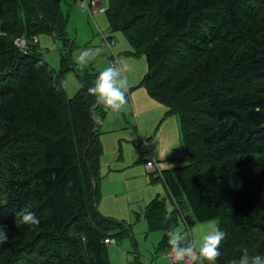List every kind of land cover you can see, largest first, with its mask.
Returning <instances> with one entry per match:
<instances>
[{"label": "trees", "instance_id": "trees-1", "mask_svg": "<svg viewBox=\"0 0 264 264\" xmlns=\"http://www.w3.org/2000/svg\"><path fill=\"white\" fill-rule=\"evenodd\" d=\"M107 1L110 31L147 59L143 86L179 116L187 158L162 169L167 194L178 210L184 197L198 222L218 218L233 232L216 264L233 262L264 235V0H130L158 19L136 36L119 22L127 0ZM66 23L60 0H0V230L9 237L0 264H110L104 241L131 230L98 210L103 105L88 89L99 73L85 76L69 60L55 73L37 44L47 32L69 55ZM67 69L82 82L71 98L57 91ZM164 201H151L145 217L165 232L160 249L179 219L172 211L164 222ZM29 210L39 225L22 222Z\"/></svg>", "mask_w": 264, "mask_h": 264}, {"label": "rangeland", "instance_id": "rangeland-1", "mask_svg": "<svg viewBox=\"0 0 264 264\" xmlns=\"http://www.w3.org/2000/svg\"><path fill=\"white\" fill-rule=\"evenodd\" d=\"M78 1L81 0H60L61 11L68 20L66 23L67 38L73 42L69 55L67 54L68 48L64 47L61 39H54L53 35L47 32H43L37 38L41 56L49 64L48 66L58 73L63 70L65 65L67 66V60L76 66L75 57L84 49H92L93 52L87 59L93 57L94 59L86 67L88 72L99 73L110 65L109 60L112 56H118L119 60L123 62L122 68L130 85L132 81L136 82V85L129 89L127 104L122 111H106L102 106L103 111L100 110V117L95 116L99 131H101L99 141L103 146L100 161L103 180L100 183L101 203L98 210L104 217L113 218L118 222L126 221L131 228L130 233L120 240L111 243L104 241L109 263L175 264L170 263L164 254L171 248L168 242L165 243L164 248L160 249V244L166 240L165 232L151 229L145 219L149 203L157 198L164 199L166 208L177 212L179 219L176 229L183 231L188 239L201 240L203 235L217 229L219 220L217 218L198 222L184 197L180 200L182 201V206H179L181 211L178 210L171 202L166 185L163 183L168 181L167 178H164L161 173L158 177L159 180L152 179L149 171L145 169L143 163L148 157L142 153V146H144L142 139L144 138L152 144L150 146L152 156L155 155L160 160L159 164L155 161L157 167L165 165L170 168L186 163L187 155L178 121L179 116L166 114L164 102L153 99L147 88L143 86L142 80L146 75L147 59L144 55L139 57L128 55L133 47L124 36L125 34L121 31H110L109 21L103 11L104 8H107L108 1L85 0L87 5L85 8L79 6ZM115 4L118 5V0H115ZM126 6L123 14L120 13L119 22L123 28H127L126 32L129 34L131 32L136 36L143 33L136 29H150L158 20L150 10L140 7L130 0L126 1ZM139 16L144 17L143 20H139ZM103 36H109L114 40L112 50L101 44ZM96 49L100 50L98 55L94 52ZM85 72L84 69L82 74L85 75ZM184 75L185 73L182 76ZM64 76V81L67 82L66 94L71 98L79 91L82 82L73 69H67ZM138 122L141 123L142 131L139 129ZM149 129L152 130L153 140L147 138L148 136L145 134ZM142 134L145 135L142 136ZM3 193L0 190V204L4 205L6 196ZM184 215L193 220L189 227L182 218ZM230 229L234 230V227L231 226ZM232 233L227 228L226 238L229 239ZM259 236L257 244L244 249L242 253L252 249L249 254H254L255 250L259 249L261 243L264 242V235ZM0 255H2L1 250ZM0 262H2L1 259ZM233 262L228 264H233ZM196 264H201V261L198 260ZM205 264L208 262L206 261Z\"/></svg>", "mask_w": 264, "mask_h": 264}, {"label": "clouds", "instance_id": "clouds-1", "mask_svg": "<svg viewBox=\"0 0 264 264\" xmlns=\"http://www.w3.org/2000/svg\"><path fill=\"white\" fill-rule=\"evenodd\" d=\"M92 52V49H84L75 57L76 67L80 71H83L94 59V57L87 59ZM94 52L98 55L100 50L96 49ZM42 64L43 61L37 64V67ZM66 87L67 82L61 81L57 86V91ZM130 87L124 69L117 64H110L99 72L88 92L96 97L97 103L103 105L106 111L120 112L127 104ZM171 213L172 210L169 209L164 217L165 223L172 219ZM22 222L36 226L39 225L40 220L34 212L29 210L23 213ZM226 236L227 234L219 228L203 235L199 241L195 238H186L184 232L177 230L174 225L167 232L168 244L171 246L175 264H196L198 260L201 261V264L204 261H207L208 264H216L222 255L221 245ZM8 239L7 231L0 230V245L8 242ZM233 264H264V255L249 254L245 250Z\"/></svg>", "mask_w": 264, "mask_h": 264}, {"label": "built area", "instance_id": "built-area-1", "mask_svg": "<svg viewBox=\"0 0 264 264\" xmlns=\"http://www.w3.org/2000/svg\"><path fill=\"white\" fill-rule=\"evenodd\" d=\"M78 3H79V6H81L82 8H85L87 6L84 0L78 1ZM20 44L24 45V41L21 40ZM102 44L107 46V47H110V49H113V40L109 39V37L103 36ZM109 61H110V64H117L118 65L120 63V60H118V58L116 56H113ZM142 143L144 144V146H142V153L146 154L149 157L144 163L145 169L150 171V172H155V173L159 172L158 167L155 163V158H154V156L151 155V152H150V146L152 144L147 139L142 140ZM105 242L111 243V242H114V240L112 238H106ZM164 254H166V257L169 259L170 263L171 262L175 263V261L173 259L172 249H169ZM196 263H197V261H196Z\"/></svg>", "mask_w": 264, "mask_h": 264}, {"label": "crops", "instance_id": "crops-1", "mask_svg": "<svg viewBox=\"0 0 264 264\" xmlns=\"http://www.w3.org/2000/svg\"><path fill=\"white\" fill-rule=\"evenodd\" d=\"M123 63V62H122ZM122 63H121V65H122ZM134 85H136V82L135 81H132L131 82V87H133ZM152 97V96H151ZM158 118V117H157ZM178 121H179V117H178ZM138 125H139V129L142 131V127H141V123H139L138 122ZM179 125H180V121H179ZM181 128V127H180ZM181 130H182V128H181ZM151 132H152V130H148L147 131V133H145L146 134V136H148L147 138H151L152 140H153V136L151 135ZM144 134V135H145ZM182 134V133H181ZM143 134H142V136H144ZM183 139V138H182ZM154 142V141H153ZM184 144H185V142H184ZM185 147V146H184ZM186 151V150H185ZM154 155V154H153ZM155 156V155H154ZM101 158V157H100ZM161 158V157H160ZM102 159V158H101ZM155 161L159 164V161L160 160H158L157 159V157L155 156ZM144 164V163H143ZM164 168H168V167H166L165 165H159V167H158V170H159V174H161L162 172H163V170L162 169H164ZM100 169H101V165H100ZM159 174H153L152 176H151V178L153 179L154 177H159ZM101 177H102V179H103V176H102V173H101ZM100 200V199H99ZM100 203H101V200H100ZM100 203H98V206H99V204Z\"/></svg>", "mask_w": 264, "mask_h": 264}, {"label": "water", "instance_id": "water-1", "mask_svg": "<svg viewBox=\"0 0 264 264\" xmlns=\"http://www.w3.org/2000/svg\"><path fill=\"white\" fill-rule=\"evenodd\" d=\"M94 110H95V109H93L92 112H91V115H92V116H93V112H94ZM95 124H96V128H97V124H98V123H97L96 120H95Z\"/></svg>", "mask_w": 264, "mask_h": 264}]
</instances>
